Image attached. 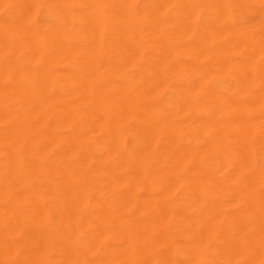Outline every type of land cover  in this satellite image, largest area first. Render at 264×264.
<instances>
[{
	"label": "bare ground",
	"instance_id": "1",
	"mask_svg": "<svg viewBox=\"0 0 264 264\" xmlns=\"http://www.w3.org/2000/svg\"><path fill=\"white\" fill-rule=\"evenodd\" d=\"M0 264H264V0H0Z\"/></svg>",
	"mask_w": 264,
	"mask_h": 264
}]
</instances>
